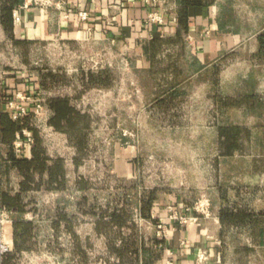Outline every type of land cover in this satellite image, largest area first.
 Returning <instances> with one entry per match:
<instances>
[{
	"label": "crops",
	"instance_id": "0c3cea01",
	"mask_svg": "<svg viewBox=\"0 0 264 264\" xmlns=\"http://www.w3.org/2000/svg\"><path fill=\"white\" fill-rule=\"evenodd\" d=\"M64 1L74 10L69 18L63 10L33 5L20 7V20L15 23L13 18L9 29L0 20V66L22 74L27 48L39 49L56 34L79 52L81 30L91 27L100 39L94 42L93 32H87L89 57L117 76L101 98L100 111H114V128L128 119L135 136L127 145L120 135L102 152V131L91 132L101 119H92L88 145L98 143L110 172L101 170L99 161L94 166L84 158L78 162L79 149L68 134L46 139L50 154L66 157L65 188L23 193L36 206L13 210L15 221L6 225V239L16 256L27 253L28 238L36 246L59 243L65 231L52 218L59 208L73 214L80 200L95 196L97 171L111 183L102 188L104 203L112 202L113 194L130 196L132 205L122 208L137 224L113 229L137 239L132 264H264V0H204L187 7L180 0ZM80 11L89 13L88 20ZM152 12L161 14L164 23L148 22ZM124 58L130 67L126 81L120 74ZM82 63L77 60L72 66ZM39 89L38 83L28 81L13 90V97ZM127 91L132 92L131 103ZM100 96L92 92L87 98L93 102ZM24 155L31 157L32 147L26 145ZM82 177L94 183H79ZM21 180L20 172L12 170L0 191L3 186L15 194ZM199 200L209 207L206 214L193 209L187 213L198 218L195 223L170 218L169 206L185 213ZM226 211L235 216L233 221H224ZM16 220L29 221L30 232ZM160 223L168 228L167 237L160 236ZM139 224L147 225L143 229ZM77 233L87 241L102 238V252L110 250L107 234L94 222L80 225ZM65 234L69 244L73 234L68 229ZM202 252L208 255L203 262ZM4 264L14 261L8 258Z\"/></svg>",
	"mask_w": 264,
	"mask_h": 264
},
{
	"label": "built area",
	"instance_id": "2783aa9c",
	"mask_svg": "<svg viewBox=\"0 0 264 264\" xmlns=\"http://www.w3.org/2000/svg\"><path fill=\"white\" fill-rule=\"evenodd\" d=\"M40 6L43 8H57L60 10H63L65 12V17L69 18L70 15L74 12L73 8L69 7L67 3L64 0H26L23 5H21V8H29L30 6ZM20 7L13 10V18L15 23L19 22L20 20ZM80 17L83 20H88L89 13L80 11L79 12ZM148 22L150 23H164V18L161 14L157 12H152L148 15ZM176 20V18H175ZM87 32H93L92 39L94 42H97V40L100 39V34L96 31H93L91 27H88L86 29L81 30L80 36H79V45L81 47V50L79 52L74 51L71 47V45L63 40V37L60 34H56L54 38L49 42V44L53 45L55 47L53 59L57 63L56 67L51 70H43L41 68H38L39 63L35 62V68L34 69H27L22 72V74L28 78V81H32L39 84V90L35 92L31 91H20L16 94L14 97H4L2 96V93L4 92V84L9 79L10 71L7 69V67H1L0 66V109L2 105H5L4 109L9 111L13 120H21L25 117L31 116L33 125L38 129L39 135L43 140L44 146L47 148L48 154L52 158L62 157L65 160L66 164V157L61 154H55L52 155L49 152L48 146L46 145V139L51 138L55 133H64L61 131L56 130V128L50 123L51 116L53 114L52 109L48 106L47 100L49 97H56V96H62V97H69L71 100V104L79 110L83 114H88L91 116L92 119H101V124L96 127H92V135L99 134L102 131V120L106 121L110 118H114L116 115L114 111H106L102 112L100 111L99 105L101 104V98L107 96L109 94V90L104 86H98L93 85L91 87H87L85 85V82L88 80V76L90 72L93 73H99L104 70H107L106 68L102 67V64L99 62V60H93L91 57H89V54L87 52V49L89 47L88 43L90 40L87 37ZM82 60L83 63L77 67L75 66L73 68L72 63ZM123 67L120 70L121 74V80L126 81L128 70H129V61L127 58L123 59ZM13 69V67H10ZM52 72L54 74H67L71 78L77 79V85H57L54 86L53 89L46 88L41 84L42 81V74L46 72ZM71 87L75 88V91L70 90ZM95 93L97 95H101L100 98L96 97L93 98V102L90 101L87 96L88 94ZM137 93H140V90L137 89ZM134 94V93H133ZM132 95V92H125V96L129 103L132 102L130 99ZM20 99L21 101L29 102L31 101L34 106L31 108L23 105L20 101L18 102L17 99ZM97 102H99L98 105ZM149 106H146L143 108V110H147ZM102 112V113H101ZM121 125V123L118 125V127ZM94 132V133H93ZM126 135V133H125ZM130 136H135L132 132L130 133ZM120 140V138H118ZM35 143V138L32 135V132L29 131L27 128H23L21 132L17 133L16 140L13 143L12 150L15 153V155L20 156L24 155V147L26 145H29L32 147ZM127 143V142H125ZM128 145V144H127ZM100 147V146H99ZM5 145L0 143V153L3 157H7V148ZM97 149V150H96ZM101 148H98V143L90 142L87 148V156L84 158V161H93V166L97 164L98 167L101 168V170L110 172V162L107 158L102 155ZM103 152V147H102ZM150 159H153L150 157ZM1 184V181H0ZM209 202L204 200H199L196 202L192 207L188 206L185 208V213H182L172 206H169L168 209L171 212L170 218L178 220L182 224H192L195 223L198 218L195 216H189L187 213L190 212L192 209L206 214L208 211ZM15 221L14 211L8 209L0 202V260H3L5 256H7L10 253L14 252L13 245L7 241L6 239V233L5 228L6 225L10 222ZM135 222H137L135 220ZM158 228L160 231L161 237H167L168 236V228L163 224H158ZM208 255L206 252H202L199 255V259L201 262L205 261L207 259ZM166 264H174L173 261H168Z\"/></svg>",
	"mask_w": 264,
	"mask_h": 264
},
{
	"label": "trees",
	"instance_id": "16d2710c",
	"mask_svg": "<svg viewBox=\"0 0 264 264\" xmlns=\"http://www.w3.org/2000/svg\"><path fill=\"white\" fill-rule=\"evenodd\" d=\"M2 9L0 13L1 23L6 29L12 25L13 22V8L21 0H1ZM204 0H180L181 4L185 7L193 4H201ZM260 43L264 49V34L260 35ZM10 71L9 79L4 84V92L2 96L13 97V90L19 84L28 83V78L23 74H18L12 68H7ZM56 83L60 81V76L52 72L42 74L41 84L49 88V81ZM65 78V77H64ZM113 76L110 71L104 70L99 73L90 72L88 80L85 82L87 87L93 85L110 87L113 84ZM48 106L52 109L53 114L50 123L56 130L64 132L70 136L72 141L75 142L79 149V159L85 158L88 148V134L91 127L92 118L88 114H83L77 110L72 104L69 97H49L47 100ZM23 128H27L32 132L35 138V143L32 146V156L25 155L17 156L12 150L13 143L16 140L17 133L21 132ZM0 143L5 145L8 152L7 157H3L0 153V181L1 184L5 178L9 176L12 170H18L22 175L20 183V190L15 194H11L10 190H5L2 186L0 191L1 203L10 210L25 211L26 203L23 201V193L45 187L47 189H64L65 188V160L62 157L52 158L43 144V140L39 135L38 129L33 125L32 117L28 116L21 120H13L9 111L4 108L0 109ZM44 175H48L44 178ZM84 200H87L85 198ZM94 213V212H92ZM108 218V219H107ZM63 219H67L63 213L59 214L58 223ZM235 216L229 212H224V221L231 222ZM243 220V217L239 218ZM131 220L130 213L126 208L114 211H104L99 214L97 221L98 231L101 232L105 229L103 226H110L112 229L117 227L122 229L128 225ZM17 224L26 227V233L30 232V222L16 220ZM116 248H114L115 250ZM15 252L8 254L2 260V264L8 258L14 259ZM120 256H123L119 253ZM123 263V259L121 261Z\"/></svg>",
	"mask_w": 264,
	"mask_h": 264
},
{
	"label": "rangeland",
	"instance_id": "374dc122",
	"mask_svg": "<svg viewBox=\"0 0 264 264\" xmlns=\"http://www.w3.org/2000/svg\"><path fill=\"white\" fill-rule=\"evenodd\" d=\"M55 47L51 44H47L45 46L40 47L39 49L36 48H27V63L21 64L23 67L27 69H34L35 62L39 63V67L43 70H51L56 67L57 63L53 59V52ZM18 65V64H16ZM51 72V71H50ZM48 73V72H46ZM113 76V83L116 79V75L112 72H110ZM57 76H60L59 82H52L50 81V78L47 79L49 81V88L53 89L54 86L57 85H77V79L69 77L67 74H55ZM65 77V78H64ZM96 120V118H95ZM95 120L93 122H95ZM99 120V119H97ZM131 123L127 119L121 122V125L117 128H114L113 126V119L110 118L106 121L102 120V147L107 148L113 142L116 138H120V135L122 138H126L127 144H130V133L132 132ZM126 133V135H125ZM107 172V171H106ZM85 174L88 176L91 173H88L87 171ZM94 177L98 180L94 181L90 178H80L79 183L85 184V182L92 183L93 181L96 182V185L92 187L95 190V196H92V198L89 200H80L78 205L76 204V209L73 214H70L69 216L66 215V212L64 209H58L52 218L54 221H58V217L60 213H63L66 215L67 219H63L60 221V228L63 232L59 236V243H56L54 241H50L51 243L44 244L42 243L39 246L33 245L35 242L33 239H27V243L30 244L28 248H26L27 253L24 255H17L13 261L14 264H132L136 259V253H134V248L136 246V238L131 237H123L118 232H116L114 229H112L110 226H103L105 229V232L108 236V242L110 243V250L106 252H102V247L100 248V245L102 244V238H93L84 240L78 233L77 230L80 227V225L84 223H88V225H92L93 222L97 224V221L99 220V214L104 211H111L115 209H120L123 206L130 208V205H132L130 201V196L124 192L121 193V196L119 193L113 194L112 202L104 203L102 201L103 186L107 184H111L110 180L107 182L108 179L105 174L102 172H94ZM93 182V183H94ZM97 186V187H96ZM91 188V189H92ZM128 202H126V200ZM24 203H26L27 207L32 211L34 209V206H36L35 203H28L26 200H24ZM125 201V202H123ZM94 212V213H92ZM129 212V211H128ZM69 214V213H68ZM108 219V218H107ZM85 220V221H84ZM29 222V221H27ZM132 222V224L130 223ZM133 224H137L135 221H129L128 225L124 227H130ZM147 225V224H146ZM145 224H139V227L145 229ZM24 227L23 229H25ZM28 228H31V226ZM66 229H68L69 232L73 234V237H70L69 244L66 241ZM104 231V230H103ZM76 232V233H75ZM102 233V231L100 232ZM102 246V245H101ZM114 248H116L114 250ZM119 253H121L123 256H120ZM123 259V263L121 262Z\"/></svg>",
	"mask_w": 264,
	"mask_h": 264
}]
</instances>
